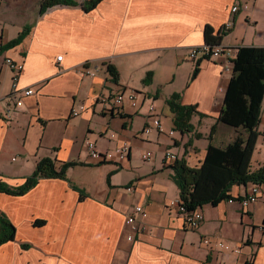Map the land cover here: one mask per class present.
I'll use <instances>...</instances> for the list:
<instances>
[{
    "label": "crops",
    "instance_id": "1",
    "mask_svg": "<svg viewBox=\"0 0 264 264\" xmlns=\"http://www.w3.org/2000/svg\"><path fill=\"white\" fill-rule=\"evenodd\" d=\"M77 1L40 14L43 0H28V7L9 15L5 0L0 3L4 44L28 30L17 45L0 50V181L22 186L46 157L58 166L76 162L65 179L42 177L22 195L0 193V212L16 226L15 239L0 245V264H264V185L249 207L237 198L253 184L233 186V202L198 206L203 223L190 229L171 206L181 193L173 180L177 161L165 159L170 149L177 160L200 166L210 144L225 147L243 131L218 120L233 63L225 56L202 59L192 79L197 63L190 60V49L206 42L205 26L218 32L229 22L233 27L221 46H264V37H258L264 0H103L91 11ZM12 61L24 65L17 86L35 91L20 107ZM110 63L118 69V82L107 71ZM86 64L94 75L82 74ZM185 64L189 85L181 103L195 106L216 125L204 146L199 142L206 134L196 138L199 124L192 122L198 116L191 118L190 131L175 130L171 118L161 121L162 131L144 132L153 125L149 103L161 94L157 77L176 75ZM148 72L152 77L146 82ZM133 90L139 92L136 107L128 100L114 105L115 95ZM80 106L85 109L72 116ZM261 118L260 123L264 101ZM88 140L102 152L126 142L129 158L120 165L98 164L85 148ZM148 151L152 158L144 161ZM137 205L148 213L146 220L138 217L147 230L128 240L127 217ZM205 237L240 252L207 246Z\"/></svg>",
    "mask_w": 264,
    "mask_h": 264
},
{
    "label": "trees",
    "instance_id": "2",
    "mask_svg": "<svg viewBox=\"0 0 264 264\" xmlns=\"http://www.w3.org/2000/svg\"><path fill=\"white\" fill-rule=\"evenodd\" d=\"M102 1L83 0L84 11H91ZM77 4V0H43L40 14H43L49 7ZM27 33L28 30L24 31L14 41L5 43L3 48L7 49L17 45ZM226 33L224 28L223 31L215 32L212 26H205L206 46L214 48L221 45ZM236 52L237 56L232 59V77L225 91V104H223L218 120L243 131L239 132L235 139L225 147L210 144L205 160L200 166L191 167L186 159H179L172 165L173 180L179 187L181 192L179 196L188 210H193L206 203L218 205L226 199H236L232 198L230 193L235 185H264V164L256 170H251L253 153L260 135L257 127L262 119L264 101V46H241L236 49ZM202 59L209 60L210 58L201 57L197 60V65L192 72V79L197 76ZM117 70L112 63L108 64L107 71L115 82L119 80ZM151 77L152 72H148L145 81H150ZM166 103L173 112L172 119L175 130L186 132L194 129L191 118L197 112L195 106L182 104L179 94H173ZM215 130L216 125H213L212 134ZM195 135L196 138L202 136L201 133ZM75 164L76 162H69L58 166L55 159L46 157L38 162L35 172L27 178L22 186L12 187L0 181V193L22 195L35 187L42 177L65 179L68 169ZM237 199L241 200L240 197ZM40 223L42 221H36V224ZM15 236L16 226L0 212V245L14 240Z\"/></svg>",
    "mask_w": 264,
    "mask_h": 264
},
{
    "label": "built area",
    "instance_id": "3",
    "mask_svg": "<svg viewBox=\"0 0 264 264\" xmlns=\"http://www.w3.org/2000/svg\"><path fill=\"white\" fill-rule=\"evenodd\" d=\"M1 3V0H0ZM233 10L238 12L239 8L238 5L233 7ZM233 27V23L229 22L226 24L224 27V30L229 31ZM4 46V41L0 35V50ZM222 57L225 56L226 60L228 63L232 64V59H234L237 56L236 49H233L232 47H223L221 45L216 46L214 48H209L206 46V44H202L200 46L193 47L190 51V60L193 62H197V60L201 57H209L210 59H214L217 57ZM63 56H58V60H61ZM13 72H14V83H13V91L16 94L15 98V106L20 107L23 105V99L26 98L27 96H31L34 94V89L32 87L30 88H23L20 89L17 86V83L19 81L20 74L24 68L23 63L21 62H9ZM83 75H94V71L86 65L83 66V68L80 69ZM128 100L133 107L137 106V102L139 101V92L133 90L131 92H120L114 97V105L119 108V106L124 102ZM85 109V106H80V107H75L72 110V116L79 115L83 110ZM149 111H150V118L153 121L152 126H147L146 129L144 130L145 133L152 132L153 129H157L158 131L163 130V124L160 119V115L156 111V107L153 103H149ZM12 113L11 109H8L6 113V117H10V114ZM171 133H174L171 131ZM130 145L126 142L122 143L118 147H116L113 150H107V151H99L97 149V143L96 141L93 140H88L86 142V150L88 151L89 155L91 158L95 160L96 163L101 164L105 162H111L117 165H120L122 162H125L129 158L130 154ZM152 158V152L148 151L143 154L142 159L144 161L150 160ZM165 159L167 161H170L175 163L178 159L177 155L172 152V150L167 149L165 152ZM261 192V185L260 184H253V187L251 191L241 198L240 202L243 204L245 207H249L250 204L255 203L259 197V194ZM230 201L233 202L232 199ZM171 206L176 208V212L180 214L185 222L186 226L190 229H197L199 226L202 225L203 220H204V215L201 212V209L199 207L193 209V210H188L186 207L184 201L179 197L176 200L171 201ZM146 220L148 218V213L145 210L144 207L137 205L135 206L131 213L127 217L126 221V227L130 230V234L128 235V240H133L135 239V233L136 232H143L147 230V226L145 223L139 224L138 217ZM262 231L264 230V226L260 227ZM204 244L207 246H212L215 247V249L218 250H230L231 252H240L239 248H233L230 243H227L226 241L223 240H218L212 242L210 238H204L203 239Z\"/></svg>",
    "mask_w": 264,
    "mask_h": 264
},
{
    "label": "rangeland",
    "instance_id": "4",
    "mask_svg": "<svg viewBox=\"0 0 264 264\" xmlns=\"http://www.w3.org/2000/svg\"><path fill=\"white\" fill-rule=\"evenodd\" d=\"M30 3H28V0H5V10L7 12V15H9L11 12H19L21 10V6L28 7ZM234 11V10H233ZM235 12V11H234ZM237 12V11H236ZM29 16L34 18L35 17V11L31 10L29 13ZM6 17V16H5ZM247 20V19H246ZM264 28V26L260 25V29ZM251 34L254 35V30H251ZM258 37L263 38L264 37V30L262 32H258ZM193 48V47H192ZM191 48V49H192ZM190 49V51H191ZM189 72L188 66L185 64L181 67V69L176 72L177 74L175 75L174 73H171L168 77H157V80L161 85L157 89V94L160 95L155 98V100H152L150 103H153L156 107V110L160 114V119L161 121H171V118H173V112L169 105L166 103L169 98L173 94H179L185 98V95L187 94V87L189 85V80L187 78V74ZM126 77H129V74H125ZM176 78H175V76ZM135 80L136 77H131ZM137 80V79H136ZM35 93V91H34ZM156 95V94H155ZM182 99V98H181ZM193 116H198V118L192 119L193 123H198V130L196 131V134L201 133V135L206 136L204 140H200V145H205L210 141V137L212 134V126L213 123L211 122L212 119H204V116H201L199 112H196ZM201 120V121H199ZM163 124V123H162ZM257 130L260 132V135L258 137V142H257V148L253 153V159H252V166L251 168L255 170L257 166L260 167V164L264 161V120L259 123ZM195 131V130H194ZM203 132V133H202ZM201 136V137H202ZM258 167V168H259ZM257 169V168H256ZM251 185V184H250ZM227 252H231L230 250H225ZM232 253V252H231Z\"/></svg>",
    "mask_w": 264,
    "mask_h": 264
},
{
    "label": "bare ground",
    "instance_id": "5",
    "mask_svg": "<svg viewBox=\"0 0 264 264\" xmlns=\"http://www.w3.org/2000/svg\"><path fill=\"white\" fill-rule=\"evenodd\" d=\"M234 201V200H233Z\"/></svg>",
    "mask_w": 264,
    "mask_h": 264
}]
</instances>
